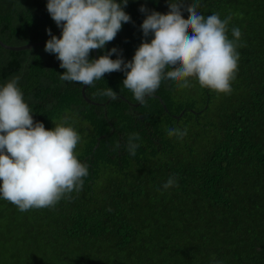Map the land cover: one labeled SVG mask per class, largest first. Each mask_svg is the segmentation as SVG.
Instances as JSON below:
<instances>
[{
  "label": "trees",
  "instance_id": "obj_1",
  "mask_svg": "<svg viewBox=\"0 0 264 264\" xmlns=\"http://www.w3.org/2000/svg\"><path fill=\"white\" fill-rule=\"evenodd\" d=\"M192 3L183 0L185 19ZM121 7L130 21L97 51L116 48L110 58L128 62L153 38L143 20L169 6L128 0ZM198 11L231 15L229 39L234 27L241 30L230 94L201 88L195 78L183 89L165 79L141 104L117 71L87 87L103 103L95 104L84 84L60 80L65 69L46 43L0 44V87L18 76L35 122L73 127L81 137L75 154L89 172L82 189L54 208L21 212L0 198V264H264V0H200ZM48 30L57 36L47 0H0L4 42L48 41ZM107 88L115 100L99 94ZM172 128L187 135L169 137ZM132 133L140 137L135 156L126 150ZM171 176L178 186L164 190Z\"/></svg>",
  "mask_w": 264,
  "mask_h": 264
},
{
  "label": "clouds",
  "instance_id": "obj_2",
  "mask_svg": "<svg viewBox=\"0 0 264 264\" xmlns=\"http://www.w3.org/2000/svg\"><path fill=\"white\" fill-rule=\"evenodd\" d=\"M127 3L128 0H47L48 13L62 27L60 38L48 30L51 39L45 44V51L55 54L65 69L60 80L92 86L107 73L123 71V86L141 104L165 79L183 89L192 86L189 78H195L201 88L231 93L240 59L237 41L241 30L234 27V39H229L231 15L223 20L218 13L205 17L198 11L200 0H193L184 9L189 14L187 19L182 15L183 0H168L167 14L153 11L147 15L141 28L146 37L152 33L153 38L139 45L131 61L111 59L116 48L89 60L92 50L113 41L122 24L130 21L121 7ZM140 11L147 10L141 7ZM18 80V76L14 77L0 87V198L21 212L54 208L62 198L70 200L73 191L79 192L83 178L89 174L88 166L75 154L81 137L63 123L48 130L43 123L35 122L17 86ZM99 94L117 98L111 88ZM167 135L182 139L187 129H168ZM139 139L138 133L128 136L126 150L132 156L139 147L134 141ZM173 186L178 185L171 176L162 188Z\"/></svg>",
  "mask_w": 264,
  "mask_h": 264
},
{
  "label": "water",
  "instance_id": "obj_3",
  "mask_svg": "<svg viewBox=\"0 0 264 264\" xmlns=\"http://www.w3.org/2000/svg\"><path fill=\"white\" fill-rule=\"evenodd\" d=\"M58 27V32H57V38H60L61 34H62V27ZM47 41L45 40H41V41H34V42H31V43H27V44H22V45H12V44H8L6 42H4L1 38H0V44L2 46H4L5 48L7 49H16V50H19V49H26V48H33L34 46H37V45H40V44H45ZM94 54H95V59H98L99 56H98V51L97 50H94ZM88 86L86 85H83V88H82V93L85 97V99L88 101V102H91V103H95V104H103V103H98L94 100H92L90 97L87 96L86 94V89H87ZM137 105V104H136ZM166 107V105H165ZM167 108V107H166Z\"/></svg>",
  "mask_w": 264,
  "mask_h": 264
}]
</instances>
